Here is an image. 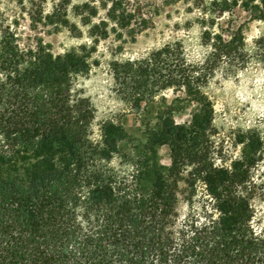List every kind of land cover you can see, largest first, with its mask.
<instances>
[{
    "label": "trees",
    "instance_id": "16d2710c",
    "mask_svg": "<svg viewBox=\"0 0 264 264\" xmlns=\"http://www.w3.org/2000/svg\"><path fill=\"white\" fill-rule=\"evenodd\" d=\"M131 6L114 0L109 14L143 26L132 21L143 9L132 13ZM237 7L264 18V0H211L205 7L214 12L213 21H202L211 52L202 64L186 63L195 73L183 79L192 118L179 123L161 114L148 128L152 141L170 143L171 164L153 171L147 189L140 172L114 179L93 168L95 157L117 152L123 127L109 121L100 141L91 136L94 109L74 90L75 75L90 70L88 56L23 49L15 33H2L0 264H264V230L253 224L251 202L263 139L240 135L244 152L230 164H216L201 147L214 106L200 80L219 60L264 57V35L249 46L241 26L215 28L214 19L233 17ZM171 47L156 51L152 65ZM181 182L192 192L204 185L199 211L181 216Z\"/></svg>",
    "mask_w": 264,
    "mask_h": 264
},
{
    "label": "rangeland",
    "instance_id": "374dc122",
    "mask_svg": "<svg viewBox=\"0 0 264 264\" xmlns=\"http://www.w3.org/2000/svg\"><path fill=\"white\" fill-rule=\"evenodd\" d=\"M113 1L0 0V36L15 33L23 49L88 56L90 70L75 75L74 90L94 109L91 136L100 141L102 127L109 121L123 127L117 152L108 159L95 157L93 168L114 179L140 172L139 182L147 189L153 171L171 164L170 143L152 141L148 128L156 125L161 114H170L179 123L191 120L195 105L188 99L183 79L195 72L186 63L202 64L211 52L202 41V21L204 17L213 21L214 12L205 8L211 0H129L132 8L127 11L143 9L144 18H132L143 26L124 25L121 21L127 20L109 14ZM252 12L237 7L233 17L225 14L214 19L219 21L215 28L241 26L251 46L264 35V18ZM167 44L172 46L170 52L161 56L159 66L152 65L153 54ZM200 85L214 106L213 124L201 137L210 160L221 165L239 157L244 145L238 138L243 134H257L264 143V57L250 53L244 60H219ZM259 155L252 170L251 202L253 224L264 230V144ZM181 187V216L199 211L204 185L198 182L193 192L184 182Z\"/></svg>",
    "mask_w": 264,
    "mask_h": 264
}]
</instances>
